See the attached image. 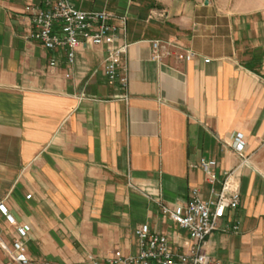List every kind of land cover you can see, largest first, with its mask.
<instances>
[{"label": "crops", "instance_id": "obj_1", "mask_svg": "<svg viewBox=\"0 0 264 264\" xmlns=\"http://www.w3.org/2000/svg\"><path fill=\"white\" fill-rule=\"evenodd\" d=\"M30 1L0 0V203L14 218L0 212V239L28 224L29 258L86 264L136 252L134 229L147 223L187 251L162 207L183 206L194 187L211 196L205 158L213 187L233 170L239 194L219 222L238 231H213L206 253L264 264V0H72L127 15L125 88L107 79L102 46L69 63L32 38ZM152 39L175 46L156 62Z\"/></svg>", "mask_w": 264, "mask_h": 264}, {"label": "built area", "instance_id": "obj_2", "mask_svg": "<svg viewBox=\"0 0 264 264\" xmlns=\"http://www.w3.org/2000/svg\"><path fill=\"white\" fill-rule=\"evenodd\" d=\"M25 11L32 27L30 36L48 50L63 51L69 63L73 61L77 48L102 46L107 79L125 88L127 65L122 59L129 46L125 13L104 8L80 9L72 0H31L25 5ZM174 46L170 40H150L151 60L159 62L170 54V49ZM194 55L193 51L187 50L182 57L189 59ZM54 63L52 61L50 64ZM243 146L241 134H236L235 150L241 152ZM200 165L211 185V196L203 199L200 190L194 187L190 189L183 206L162 207V211L187 234L190 240L187 251L173 250L166 234L153 231L147 223H142L134 229L136 252L114 250L105 257L89 254L86 264H223L206 253L205 241L215 230L238 231L237 222L223 226L219 222L228 210L238 207L239 194L228 189L233 170L224 172L221 187L216 189L213 186L217 175L210 169L209 162L201 158ZM0 212L10 223L14 222L3 203H0ZM29 231L28 224H21L16 227L17 237L11 243L0 239V249L7 256L1 264H55L47 259H31L27 256L26 241Z\"/></svg>", "mask_w": 264, "mask_h": 264}]
</instances>
